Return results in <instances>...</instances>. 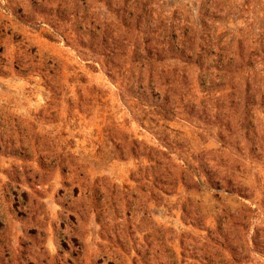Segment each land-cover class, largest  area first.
<instances>
[{"label": "rangeland", "instance_id": "1", "mask_svg": "<svg viewBox=\"0 0 264 264\" xmlns=\"http://www.w3.org/2000/svg\"><path fill=\"white\" fill-rule=\"evenodd\" d=\"M0 264H264V0H0Z\"/></svg>", "mask_w": 264, "mask_h": 264}]
</instances>
